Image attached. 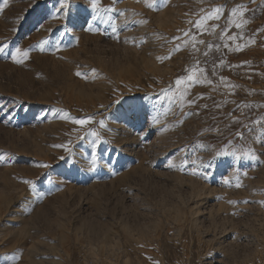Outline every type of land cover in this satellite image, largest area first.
Segmentation results:
<instances>
[{
  "label": "rangeland",
  "instance_id": "374dc122",
  "mask_svg": "<svg viewBox=\"0 0 264 264\" xmlns=\"http://www.w3.org/2000/svg\"><path fill=\"white\" fill-rule=\"evenodd\" d=\"M68 3L58 12L59 0H8L0 10V47L7 45L0 52V264H13L7 257L14 254V264H264V133L244 128L264 115L257 107L264 105V28L231 55L234 67L218 71L240 85L227 103L223 89L195 85L188 98L203 94L197 104L181 110L173 103L165 112L161 89L174 88L194 60L187 47L157 59L200 8L225 5L216 22L223 27L233 6L256 1L170 0L153 10L144 0H99L124 13H110L115 33L103 13L93 18L91 0ZM125 19L148 23L125 26ZM219 33L196 32L213 44ZM17 47L29 52L23 63L12 60ZM200 48L202 61L215 54L205 58ZM64 113L103 119L104 127L92 125L103 141L94 148V137L74 131L80 126ZM229 140L259 159L215 156ZM197 156L203 167L181 168Z\"/></svg>",
  "mask_w": 264,
  "mask_h": 264
},
{
  "label": "snow or ice",
  "instance_id": "6c2138e0",
  "mask_svg": "<svg viewBox=\"0 0 264 264\" xmlns=\"http://www.w3.org/2000/svg\"><path fill=\"white\" fill-rule=\"evenodd\" d=\"M8 0H4L3 4H0V10H3L4 7L7 6ZM146 6L153 10H159L160 8L167 7L170 0H144ZM60 8L57 9L58 12L66 11V9L69 6L68 0H59ZM201 3H203V0H201ZM91 7L93 11L96 13V16L93 18L95 19L97 16H99L101 13H103L107 18L104 20V23H111L112 30L115 33L117 31V24L110 13L112 12H119L121 16L124 15V13L116 9L114 7L109 8H100L99 6V0H91ZM248 11V8L245 4L239 3L233 6L229 10V14L227 16V24L223 27H221L218 23V21L221 20V18L225 15V5L219 4V5H213L207 9L200 8L199 13L197 14V18L195 20L189 19L187 23L191 25L192 27L188 29H178L177 31L180 33L178 36L172 37V41H175L172 48L169 49L168 56H159L157 59L164 60L171 57V53L173 51H179L182 47L190 48L194 63L185 69L186 74L179 76L175 80V87L173 88L171 85L166 89H161L162 98H165L169 101V109H166L165 112L171 110V105L173 103L178 104L181 110L185 108L186 105H195L197 104V99H199L203 94H199L195 99L188 98L189 91L195 86V85H209L211 86V90L213 92H219L221 89H223L225 94V99L222 101L223 103H227V95L233 94L237 88L240 87V85L235 84L234 82L230 81L228 77L218 75L217 69L220 67H234L233 65L227 64L226 60L224 58L219 59V62H212L211 65V73H209L205 67H202L201 64H207L208 60H200L197 58V54L201 53L200 45H204L205 50L203 51L202 55L203 57L207 58L211 51L215 49V51L219 52L221 50V47L228 49L229 51L239 52L242 51L244 48L248 47L250 44L256 43L255 36L251 37H245L244 34V28L247 24H249V20L245 18V13ZM134 23V24H147V20H132L129 21L128 19H125L124 24L127 26L128 23ZM212 22V23H209ZM236 28L239 29L240 32L236 34H228L229 28ZM220 28L219 33V39L223 41V44H213V43H207L204 39L198 38L196 32H199L200 34L208 33V34H215L216 29ZM195 31H194V30ZM15 31V29H13ZM98 30V29H97ZM153 35L160 40H164L165 43H171L172 41H167L164 38L163 33H156L154 32ZM238 40H243V43L237 42ZM228 41L233 42L232 44H229ZM143 42V41H141ZM47 44V41H41L40 42V49L41 51L44 50V45ZM7 45H4L3 47H0V52H4ZM56 47H59V44H56ZM12 60L16 63H23L24 60L29 58V52L28 50H22L21 48L17 47L14 52L11 53ZM243 64H249L250 61H244ZM235 67H238L235 66ZM81 73H77V75H80ZM214 78L216 80L214 81ZM255 91V90H251ZM124 98L121 97L120 100H117L116 103L119 104ZM199 107V105H197ZM217 108L221 106L220 103H217L215 105ZM143 107V105H141ZM203 107H208V105H203ZM239 108H251L252 105L250 103H242L238 105ZM257 107H264V105H257ZM62 111V110H57ZM188 114V113H183ZM159 116L160 113L157 112V115L153 117L154 123H159ZM65 119H71L72 122L76 125H79V129H74V131L79 132L81 129L85 132L87 135H91L94 137V140L92 141L93 147L95 148L96 145L100 144L103 141V137L100 135L99 131H97L92 125L94 123H98L100 127L105 126V122L103 119L96 121L95 117L92 115L83 117V118H76V117H69L67 113H64L63 117ZM234 120H238V118L233 117ZM182 122V121H181ZM250 123L253 125V127L249 128L248 125H244V128L247 129L249 133H255L257 127H259L260 133H264V115L259 116L257 119H254L250 121ZM214 131L219 132V128L213 129ZM235 137H238L240 139H245L244 132L243 131H236ZM83 138V137H81ZM71 143V141H69ZM57 147H64L67 151H71V149H68L66 145H57ZM199 148H204L206 145L199 144ZM183 151V149H181ZM215 156H231L234 157L236 160L240 159H249V160H257L259 157L256 155L255 150L251 147L244 148V147H236L233 145V141L229 140L223 147H221L218 150H215ZM4 159V157H0V160ZM63 159V157H61ZM98 157L93 151L92 153V159H91V168L94 170L98 164ZM196 164L198 166L203 167L204 162L200 157H196L195 159L189 161L188 159H184L181 162V168L183 165L186 164ZM42 167H50V165L44 164L41 165ZM169 167L175 168L177 165L175 163H169ZM196 169H193V174H195ZM244 175H247V173H244ZM225 184H229L230 180L228 177L224 178L223 181ZM26 184L29 185V187L35 192L36 186L35 183L31 180H26ZM51 183V180L49 181ZM236 187H241V184L239 182V177H236ZM248 201H244V203H247ZM229 203H236V201H229ZM261 204H264V200L260 201ZM19 257L18 255H13L11 257H7L8 260H11L14 264L15 260H17ZM151 259V258H150ZM153 264H159L158 261H153Z\"/></svg>",
  "mask_w": 264,
  "mask_h": 264
},
{
  "label": "crops",
  "instance_id": "0c3cea01",
  "mask_svg": "<svg viewBox=\"0 0 264 264\" xmlns=\"http://www.w3.org/2000/svg\"><path fill=\"white\" fill-rule=\"evenodd\" d=\"M256 3L253 7L249 8L248 11L245 13V18L249 20V24H247L244 28V34L245 37H251L254 34L261 32L264 28V0H255ZM233 34H236L238 32H240L239 29L234 28L233 29ZM218 35V34H217ZM219 39V35L218 36H212V40L213 39ZM237 42L239 43H243V40H238ZM223 44V41H221L220 39L218 41H215L214 44ZM229 44H232L233 42L228 41ZM212 56L207 59L208 63L205 65L206 66V70H209L211 72V65L212 62H219V59L224 58L227 62V64H230L232 62V54L235 53L234 51H229L228 49H225L223 47H221V50L219 52L213 50ZM227 66L225 67H220L217 69V72L221 71L222 69H225Z\"/></svg>",
  "mask_w": 264,
  "mask_h": 264
},
{
  "label": "bare ground",
  "instance_id": "6f19581e",
  "mask_svg": "<svg viewBox=\"0 0 264 264\" xmlns=\"http://www.w3.org/2000/svg\"><path fill=\"white\" fill-rule=\"evenodd\" d=\"M130 72V71H129ZM151 90V89H150ZM129 91V90H128ZM131 93V92H130Z\"/></svg>",
  "mask_w": 264,
  "mask_h": 264
}]
</instances>
